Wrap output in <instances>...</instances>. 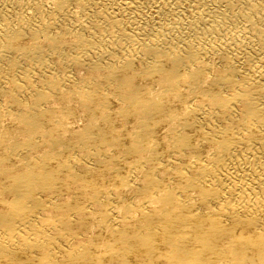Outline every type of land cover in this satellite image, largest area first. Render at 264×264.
<instances>
[{
    "label": "bare ground",
    "instance_id": "1",
    "mask_svg": "<svg viewBox=\"0 0 264 264\" xmlns=\"http://www.w3.org/2000/svg\"><path fill=\"white\" fill-rule=\"evenodd\" d=\"M0 264H264V0H0Z\"/></svg>",
    "mask_w": 264,
    "mask_h": 264
}]
</instances>
